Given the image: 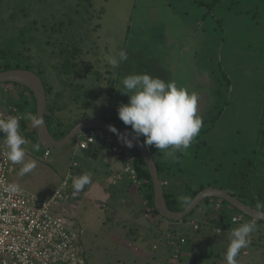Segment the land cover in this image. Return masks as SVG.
Masks as SVG:
<instances>
[{"label":"rangeland","instance_id":"obj_1","mask_svg":"<svg viewBox=\"0 0 264 264\" xmlns=\"http://www.w3.org/2000/svg\"><path fill=\"white\" fill-rule=\"evenodd\" d=\"M11 8H16L13 25L25 34L15 45L22 58L29 56L23 62L52 87L51 96L58 93L61 108L53 112V117L60 120L64 130H69L70 123L82 113L88 119L118 118V107L129 100L119 92L128 74L146 72L166 82L175 81L178 87L199 94L197 114L203 125L186 151L165 155L158 150L157 161L178 175L167 177L170 189L181 194L189 179L194 188L203 185L227 193L241 190L243 174L250 171L249 161L257 150V131L264 111V0H2V24L9 25ZM20 9L25 10L24 16ZM32 21L36 30L28 28ZM59 22L64 23L60 30L49 33L48 27ZM66 34L76 39L87 36L83 58L94 66L80 84L90 88L85 99L95 105L86 111L74 100L80 92L74 90L77 81L67 80L59 71L60 39ZM121 50L127 51L128 60L113 69L107 57L118 58ZM69 84H73L72 89ZM2 87L0 113L19 120L26 111L8 113L15 108L11 96L19 101L14 94L17 88L7 85L4 92ZM23 97L29 94L25 91ZM218 114L219 118L211 122ZM117 122L131 131L119 118ZM53 126L49 125L50 130ZM24 134L25 162L35 161L37 166L21 176L23 165L18 164L10 169L8 179L25 192L48 198L61 184L72 161L79 165L73 170V179L83 174L91 176V182L79 193L74 194L73 179L68 182L58 212L70 229L84 231L78 248L87 264H227L231 230L253 221L244 217L241 223H230L226 228L209 227L211 217L220 211L215 207L221 202L215 198L200 203L184 222L146 214L140 195L134 193L138 188L130 183L129 191H119L120 180L115 173L103 170L115 157L105 140H99L102 146L93 156L89 154L92 157L84 158L79 152L73 155L69 144L49 150L40 146L35 151V135L28 138ZM139 138L144 142L143 136ZM46 151L48 156L44 155ZM129 205L139 214L140 209L144 211L146 223H137L141 228L133 229L129 210L121 213ZM254 223L250 244L241 249L238 264H264V222ZM192 224L199 227L197 232ZM124 228H130L132 234L120 236L119 230ZM169 233L175 234V243L184 239L176 259L174 247L166 239Z\"/></svg>","mask_w":264,"mask_h":264},{"label":"trees","instance_id":"obj_2","mask_svg":"<svg viewBox=\"0 0 264 264\" xmlns=\"http://www.w3.org/2000/svg\"><path fill=\"white\" fill-rule=\"evenodd\" d=\"M1 3H2V0H0V11H1ZM15 10L16 8H11L9 10V14H8L9 25L2 24L0 21V72L7 71V70H13V69H24V70L32 71L30 68V65L23 62V60L25 58H28L29 56L24 55L23 56L24 58H22L20 51L17 49L18 47L15 45V41L19 39L21 36L25 35L24 31L21 28H18L13 25V19L16 16ZM20 11H22L21 16H24L26 14L25 12H23L25 11L24 9H20ZM1 17L2 15L0 13V18ZM63 24H64L63 22H59L58 24H55L52 27L49 26L48 32L53 33L56 30H60L59 27L63 26ZM28 28L32 30H36L38 27L36 25V22L32 21L29 23ZM41 28L43 30L45 27L41 26ZM96 28L97 26H95L94 29ZM86 38L87 36H84L83 34L79 39L73 38V36L71 37L66 34V35H63L60 39V44H62V48L60 49V52L62 56H61V63H60L59 71L63 73V75L66 76L65 78L67 80L72 79V80L77 81V84H75L74 90L77 89V91H80V92H78L77 97L74 98V100L79 101L78 106L83 111H86L87 109H90L95 105L94 102H91L85 99L87 98L86 95L90 91V88L86 89L82 84H80L81 80L86 79L87 76L91 74V70H93L92 68L94 66L92 65V62L90 60H86L85 58H83V53H85V51L82 48V46L84 47L85 45L84 40ZM12 44L15 45L14 48L12 47ZM28 50H29L28 48H25L26 52H28ZM34 73L40 77L39 73H36V72ZM7 85H13L17 88L18 92L14 94L18 97V100H19L18 101L19 103H18L16 100H13L11 96V99L9 100H11L14 103L13 106L15 107L14 108L15 110H13L12 112L11 110H9L8 113L10 115L11 114L13 115V114H16L17 112H22V111L29 112L30 111L32 115L36 116V102H35V99L32 93L28 89L22 86L16 85V84H0V86H7ZM69 85H70L69 88L72 89L73 86L71 85L73 84H69ZM43 86L45 88L46 99H47V105H46L45 117H44L45 123L51 135L56 140H59V139H62L69 132V130L73 128V126H75L82 120L88 119V117L86 116L85 113H82L80 116L76 117L70 123L69 130L67 131L64 130L62 128V124L60 120L53 117V112L61 108L60 101L57 99L58 93H54L53 96H51L52 87H50L44 82H43ZM3 91L6 92L4 89ZM25 91L29 94L28 98L23 97V92ZM80 97H81V100H80ZM84 99L85 101H83ZM219 115L220 114L216 115L215 117L213 116L210 119V121L213 122L217 120L219 118ZM102 119L120 126L117 122L118 118L116 116L111 117V118L110 117L102 118ZM51 123H53L54 125L53 126L54 130H50L49 128V125ZM19 124L21 126L22 131L25 133L26 137L31 138L33 137V135H35V138L33 139H35V142L38 143L35 129L32 131H29L27 126L25 125V121L23 120V118L19 119ZM124 128L130 131L128 127H124ZM75 139L69 143V146H74ZM256 144H257V150L254 153V158L251 161H249V166H251L250 171L247 172L246 174H243L244 175L242 178L243 185L241 187V190L236 193H229V194L235 196L237 199H239L244 204L254 209H257L261 212H264V111H263V115L260 119V123L258 126ZM146 146L148 147L149 152L152 155L153 160L156 164L159 179L162 182L164 198L167 202L169 210L174 211V212H179L183 210L186 205L183 203V201L180 198L190 197L191 198L190 201H191L199 191L205 189L206 187L202 185V186L194 188L191 185L190 180L188 179L187 181L184 182L185 190L179 195L176 194L175 191H172L170 189V184H167L165 182L166 181L165 173L172 172L173 175L178 176L177 173L174 172L170 167H167L163 165L162 163H160V161H157V157L160 154H159L158 149H156L154 145H150V146L146 145ZM129 149L134 153L135 160H136L135 168L137 172V177L142 182V185L139 187V190L143 192L142 199L148 202V206L153 209V214L154 213L158 214L154 209L153 187H152V182H151V178L148 173V170L143 160L140 158L139 154L136 152V150L132 147H129ZM117 158L120 161L122 160L121 157L119 156ZM210 199L211 198L205 199L201 203H207L210 201ZM220 202H221L219 206L220 211L218 212V217L213 220V224H215V226L220 227V228H226L230 223H232L231 219L233 218L234 215L236 214L242 215V214L236 209H234L233 207H231L225 201H220ZM258 204L261 205L260 208L257 207ZM193 211L187 217H185L179 222H184L188 217L192 215ZM149 215H152V213ZM242 217L243 219L244 217L249 218L244 215H242ZM249 219L252 220L251 218Z\"/></svg>","mask_w":264,"mask_h":264},{"label":"built area","instance_id":"obj_3","mask_svg":"<svg viewBox=\"0 0 264 264\" xmlns=\"http://www.w3.org/2000/svg\"><path fill=\"white\" fill-rule=\"evenodd\" d=\"M3 89H7L3 86ZM5 115L0 113V119ZM98 140H105L110 151L121 157L122 171L116 177L122 176L138 189L142 185L137 177L135 156L123 140L112 133L97 129L86 130L77 135L73 155L77 151H87ZM5 144H0V264H87L79 251L82 229L73 230L66 224L59 212V202L63 199L68 182L73 179V170L79 165L76 161L70 163V169L57 189L48 198L39 199L18 188L12 191L14 185L8 179V173L13 164L7 158ZM49 152L46 151L45 155ZM16 186V185H15ZM145 213H153L146 200H142ZM220 203L217 204V207ZM242 215L236 214L231 219L232 224L241 223ZM194 231L198 226L192 224ZM220 233L219 230L216 231ZM175 234H167L166 239L174 247L173 256L178 258L184 239L175 243ZM245 254V252H243Z\"/></svg>","mask_w":264,"mask_h":264},{"label":"clouds","instance_id":"obj_4","mask_svg":"<svg viewBox=\"0 0 264 264\" xmlns=\"http://www.w3.org/2000/svg\"><path fill=\"white\" fill-rule=\"evenodd\" d=\"M128 60L126 50L118 53V58L109 56L107 63L113 68ZM122 94L129 100L122 103L117 109L118 118L125 126H130L134 138L143 136L146 145H154L156 149L165 155H171L175 151H186L194 139L198 136L203 125L202 117L197 114L199 94L189 92L185 87H178L175 81L166 82L159 77H153L148 73H132L126 75L122 81ZM34 125H40L42 121L37 116L26 114ZM19 120L15 116L0 119V133L5 134L2 139L7 148V158L13 164H22L19 170L21 176L36 168V162H25V151L22 147L27 143L19 132ZM109 131L117 133L113 126ZM128 147H132L131 140L127 139L129 133L118 134ZM39 144L34 145L38 151ZM91 182L90 174H83L73 179L74 194L79 193ZM12 191H18V186H10ZM186 206H190V197L180 198ZM217 204V203H215ZM258 208L261 205H257ZM218 208L219 207H215ZM258 216L264 217V212H258ZM253 222L241 224L231 230V239L225 253L227 264H238L237 257L241 249L250 244L249 236L255 230ZM197 232V231H196Z\"/></svg>","mask_w":264,"mask_h":264},{"label":"water","instance_id":"obj_5","mask_svg":"<svg viewBox=\"0 0 264 264\" xmlns=\"http://www.w3.org/2000/svg\"><path fill=\"white\" fill-rule=\"evenodd\" d=\"M0 84H16L28 89L32 93L36 102V116L42 121L40 125H36V137L39 145L44 149L49 150L52 148L66 146L74 140L78 134L90 129L109 132L117 137V133L124 135L127 131L129 133L127 139L131 140L132 148H134L139 154L150 175L153 187L154 209L160 217L169 221L179 222L196 209L202 201L209 198H215L220 201H225L244 216L259 222H264V217L257 215V213L261 211L244 204L235 196L214 187H208L199 191L189 202L190 206H185L183 210L179 212L169 210L167 202L164 198L162 182L159 179L157 167L153 157L144 142L140 138H134V133L106 120L90 118L82 120L73 126V128L70 129V131L62 139L56 140L49 132L44 119L47 99L42 79L30 70L13 69L0 72ZM110 125L115 127L117 133L109 131Z\"/></svg>","mask_w":264,"mask_h":264},{"label":"crops","instance_id":"obj_6","mask_svg":"<svg viewBox=\"0 0 264 264\" xmlns=\"http://www.w3.org/2000/svg\"><path fill=\"white\" fill-rule=\"evenodd\" d=\"M10 110H15L14 108L13 109H10ZM30 113V111L29 112H26V114H29ZM31 114V113H30ZM6 117L4 116L2 119H5ZM20 118H23V120L25 121V125L27 126V128H28V130L29 131H32V130H34L35 129V131H36V125H33L32 126V122L29 120V119H27L26 118V115L25 116H23V117H20ZM19 118V119H20ZM94 119H102V118H100V117H96V118H94ZM103 120V119H102ZM20 133H23L24 134V132L22 131V129H21V131H20ZM23 134H21V135H23ZM3 135H5V134H3V133H0V139H3L4 138V136ZM25 135V134H24ZM2 144H5V142H1ZM100 146H102V143H100L99 142V140L95 143V144H93V145H91L90 147H89V149H93L91 152L92 153H90L89 152V149L87 150V151H84V152H82V151H77V153L79 152V153H81L82 154V156L84 157V158H87V157H92L93 155H94V153H95V150L97 149V147H100ZM76 153V154H77ZM89 154L90 155H92V156H89ZM44 155H45V152H44ZM49 155V154H48ZM48 155H45V156H48ZM115 156V155H114ZM167 167H169V166H167ZM104 168H106V169H103V170H107V171H111L112 170V172L113 173H115V175H113V176H115V177H117V174H121V169H122V163H121V161L115 156L113 159H112V162L111 163H109V164H105V166H104ZM172 173H168V172H166L165 173V175H166V183L167 184H170L169 183V179L167 178V177H169V175H171ZM173 175V174H172ZM122 178H123V176H122ZM120 179V182L119 181H117V184H118V189H119V191H121V192H125V191H129V185H130V182L126 179ZM11 183H13V182H11ZM14 185H16L15 183H13ZM17 186V185H16ZM18 188H20V187H18ZM21 189V188H20ZM22 190V189H21ZM172 191H173V189H171ZM24 191V190H23ZM52 192V191H51ZM50 192V193H51ZM134 193H136V194H139L140 195V201L139 202H142V197H143V192L142 191H140L139 189L138 190H135V192ZM129 210V211H128ZM126 211H128L127 212V215H128V218H129V221H130V223H131V225L133 226V229H138V228H141L142 227V225H140V224H137V223H146L145 221H144V218H143V216H142V214H144L143 212H142V210L140 209V212H141V214H139V212L138 211H136L135 210V208L133 207V206H131V205H129L128 206V208H126V210H122L121 211V213L122 214H125V212ZM218 216V214L216 215V216H213V217H211V218H208V220H210V221H212V220H214L216 217ZM253 222V221H252ZM206 224V223H205ZM214 227V228H218V229H221L220 227H216L215 226V224L213 225V223L211 224V226H209V227ZM120 231V233H121V235L120 236H129L130 234H132V230L129 228V229H126V228H124V229H121V230H119ZM175 231H178L177 229L175 230ZM220 231V230H219ZM129 233V234H128ZM220 234V233H219ZM154 237V236H153ZM153 237H151L149 240H152L153 241ZM202 237H200V238H198V239H201ZM202 240V239H201ZM141 244H142V246H144L143 245V241H141ZM145 247V246H144ZM222 259V258H221Z\"/></svg>","mask_w":264,"mask_h":264}]
</instances>
